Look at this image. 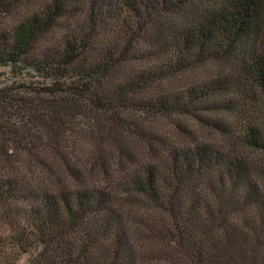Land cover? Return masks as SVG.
Wrapping results in <instances>:
<instances>
[{
	"label": "trees",
	"instance_id": "trees-1",
	"mask_svg": "<svg viewBox=\"0 0 264 264\" xmlns=\"http://www.w3.org/2000/svg\"><path fill=\"white\" fill-rule=\"evenodd\" d=\"M5 66L0 264H264V164L241 150L262 160L264 125L226 119L245 100L264 110V0H0ZM152 117L232 130L233 142L165 143L145 129ZM121 133L150 158L120 183ZM81 143L108 185L34 183Z\"/></svg>",
	"mask_w": 264,
	"mask_h": 264
},
{
	"label": "rangeland",
	"instance_id": "rangeland-1",
	"mask_svg": "<svg viewBox=\"0 0 264 264\" xmlns=\"http://www.w3.org/2000/svg\"><path fill=\"white\" fill-rule=\"evenodd\" d=\"M219 67L218 63H213L210 65H207L205 67L200 68L199 70H195L190 72L187 76H196L195 79L198 77L207 78V75L211 73V71H215ZM0 72L5 73V75L1 78V82H7L11 81L12 77L9 73V66L0 67ZM240 110L237 112L236 119L235 117L227 118V123L231 127V124L234 125V123H242L240 126H243L244 128L249 127V122H252V119H256L258 123L264 125V110L261 107H252V99L248 100L246 103V100L242 102L240 105ZM252 115L254 118H252ZM235 120V121H234ZM173 124L179 125L180 129H177L174 127V125L170 121H165V119H157L156 117L147 118L146 120H143V124L146 130H149L150 132H156L160 136L163 137L165 143H170L174 139L181 137L180 133L183 134L186 138H195V139H210L212 142L216 143H229L233 142L232 138L234 131L231 130V134H228V136H225L223 134H220V132L216 129L208 128L207 126L201 125H194L193 123L189 122L185 118H177L176 120H172ZM238 127V126H236ZM237 135L242 137V132H240V128H236ZM117 141H118V147L116 149H110L112 151L113 155V164L110 167V171L113 176L117 174V181L122 182L123 178L125 177V173L129 169L138 170L139 167L144 164L150 156L148 155L150 150L148 148V144L145 143V141L137 135L131 134V133H121L116 135ZM237 140H239L237 138ZM85 145V146H84ZM241 147V150H245L246 154H248L252 161H254L255 164H264V155H259L262 160H259V158H256L254 155L252 157V149L250 148H244ZM75 150V149H74ZM159 150L157 146V151ZM90 158L89 154V146L86 143H81L80 150L76 153V156L73 158V160H67L66 161V168L64 165L62 167H59L58 169H54L56 171V175L59 177L51 176L50 180L48 182V179L45 176H40L38 179L34 182L43 181L45 183H41L42 186L46 185V187L49 185H52L55 183L57 179H64L67 176L71 178L73 183L83 185L84 187L91 186L95 182L99 184H103L105 186L108 185L107 181L110 180V177L107 176L108 173V167L106 170L98 169L96 166L93 168V166H90V163L88 162V159ZM256 158V159H255ZM257 160V163H256ZM61 163H63L61 160H59ZM258 161H260L258 163ZM65 163V162H64ZM68 163V164H67ZM60 164V163H58ZM69 167V174L67 172ZM133 170V171H134ZM111 176V175H110ZM111 176V178L113 177ZM40 183V182H38ZM128 201L131 200V195L125 196ZM137 212H140L141 209L137 208ZM126 211H129L126 209ZM1 233V230H0ZM27 259L26 255H23L19 258L18 262L16 264H24Z\"/></svg>",
	"mask_w": 264,
	"mask_h": 264
}]
</instances>
